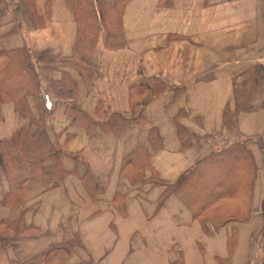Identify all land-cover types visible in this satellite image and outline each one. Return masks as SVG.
<instances>
[{"label":"crops","instance_id":"1","mask_svg":"<svg viewBox=\"0 0 264 264\" xmlns=\"http://www.w3.org/2000/svg\"><path fill=\"white\" fill-rule=\"evenodd\" d=\"M159 2L128 0L127 46L110 49L101 34L89 82L64 61L77 38L69 0H0V46L29 53L53 109L40 133L60 153L43 163L54 176L15 194L0 152V264H264V0ZM249 72L250 110L236 115L233 80ZM65 77L72 86L57 93L52 82ZM156 77L171 88L155 95ZM67 99L94 123L69 113ZM25 104H0V141L38 131L35 98ZM227 106L258 173L249 218L216 229L166 190L227 144ZM113 115L127 120L120 132L104 128Z\"/></svg>","mask_w":264,"mask_h":264},{"label":"trees","instance_id":"2","mask_svg":"<svg viewBox=\"0 0 264 264\" xmlns=\"http://www.w3.org/2000/svg\"><path fill=\"white\" fill-rule=\"evenodd\" d=\"M127 2L128 0H117L112 4L108 0H69L75 12L77 38L74 56L64 61L78 65L89 82L94 74L91 57L101 34L104 35L105 44L110 49L127 46L123 24ZM172 3L173 0H160L159 6L169 7ZM29 59L30 55L26 49L8 52L0 46V104L12 100L19 108H25L26 99L33 97L41 113L36 123L38 131L35 134H32L31 127H28L21 129L10 140L0 141V152L3 154L12 191L15 194L23 189L28 180H43L55 175L56 168L50 174L43 173V163L49 154L54 156L55 163H60L59 151L55 150L47 134L40 133L53 109L49 107L46 96L38 92L35 75L29 68ZM210 79H212L210 76L201 78ZM68 81H70L68 77H65L61 82H52L54 91L68 93L70 85L72 86ZM254 83L253 72L241 74L233 80L236 115L250 110ZM151 85L155 95L171 88L157 77L152 79ZM172 88L177 89V96L184 90ZM67 109L69 113L75 114L76 118L94 123L77 110L70 99H67ZM125 123L126 119L113 115L104 128L107 131L120 132ZM224 124L225 132L222 139L227 144L220 150L200 158L166 190L168 194L177 195L202 225L209 222L216 229L226 223L249 218L253 186L258 173L257 164L249 149V139L244 137L237 125H233L230 106L225 108ZM181 131L188 133V141L195 138L187 129ZM211 166L219 170L214 172L213 169L212 173H209L207 168ZM59 171L62 172V169ZM140 176L136 173L131 179L138 181ZM12 225L15 224H10Z\"/></svg>","mask_w":264,"mask_h":264},{"label":"rangeland","instance_id":"3","mask_svg":"<svg viewBox=\"0 0 264 264\" xmlns=\"http://www.w3.org/2000/svg\"><path fill=\"white\" fill-rule=\"evenodd\" d=\"M47 103L50 104L49 99H47ZM213 169H215L214 166H211V167H208V168H207V171H208L209 173H212V170H213ZM217 170H219V169H215L214 172H216ZM198 182H199V181H198Z\"/></svg>","mask_w":264,"mask_h":264}]
</instances>
